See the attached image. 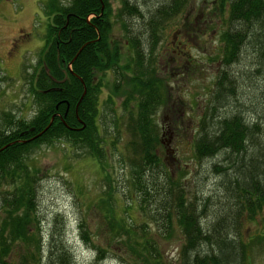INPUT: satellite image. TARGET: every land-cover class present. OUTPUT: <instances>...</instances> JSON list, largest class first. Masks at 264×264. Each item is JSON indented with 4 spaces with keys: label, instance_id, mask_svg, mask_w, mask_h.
Segmentation results:
<instances>
[{
    "label": "trees",
    "instance_id": "obj_1",
    "mask_svg": "<svg viewBox=\"0 0 264 264\" xmlns=\"http://www.w3.org/2000/svg\"><path fill=\"white\" fill-rule=\"evenodd\" d=\"M185 2L162 0L145 13L146 17L129 0H119L114 17L123 29L124 46L129 51V60L121 67L117 66L121 48L110 37L109 0H67V5L46 0L41 7L47 25L28 91L36 108L28 121L8 115L0 124V264H76L63 236L65 227L55 225L58 215L45 239L40 238L39 219L35 217L37 176L24 164L25 155L59 140L104 166L103 142L95 121L102 80L95 77L106 71L114 77L113 93L109 89L112 96L121 91L123 95V83L136 93L134 114L129 113L125 127L130 137L124 149L138 208L159 222L162 232L169 233L172 220L176 222L182 235L178 264H242L244 244L237 237L236 225L240 217L253 219L264 206V131L255 121L244 123L237 112L221 117L217 110L225 106L233 91V79L224 68L235 62L240 49L248 47L253 55L248 72L258 73L264 66L260 61L264 59V0H211L214 15L226 14L218 40L222 48L217 61L223 69L216 73L192 148L197 161L224 152L209 168L220 195L227 200L228 212L212 209L209 214L204 209L208 195L198 200L195 187L189 192L183 182L175 183L162 168L164 164L154 150L157 131L150 119L164 101L163 80L157 76L152 54L159 39L158 28L161 21L178 14ZM131 18L143 26L141 34L146 33V43L141 34L129 28ZM110 96L105 99L109 103ZM127 96L125 93L122 107ZM206 215H210L208 219ZM76 226L82 230L79 235L84 244L88 243L82 220ZM122 240H116L119 248ZM142 243L148 247L152 241L143 237ZM93 247L95 252L88 264H101L103 250ZM154 253L159 256L156 247Z\"/></svg>",
    "mask_w": 264,
    "mask_h": 264
},
{
    "label": "rangeland",
    "instance_id": "obj_2",
    "mask_svg": "<svg viewBox=\"0 0 264 264\" xmlns=\"http://www.w3.org/2000/svg\"><path fill=\"white\" fill-rule=\"evenodd\" d=\"M59 1L67 5V0ZM160 1L129 0V3L146 16ZM45 2L0 0V124L10 115L28 121L36 108L28 92L32 85L29 79L36 68L37 51L47 25L41 8ZM109 2L110 37L121 48L117 65L121 67L128 62L129 51L124 46L123 29L114 17L119 0ZM185 3L178 14L161 21L159 39L152 53L157 76L163 80L164 87L163 104L150 116L158 139L154 150L164 164L162 168L171 174L175 183L180 180L189 192L195 187L198 200L204 195L210 197L204 205L207 214L212 209L228 212L227 200L220 195L217 179L209 168L220 161L224 152L220 151L212 159L197 161L192 148L216 73L223 69L217 61L222 48L218 40L226 14L214 15L211 0H186ZM130 21L129 28L140 36L143 26L134 18ZM141 35L146 43V33ZM249 49H240L235 62L224 68L233 79V91L217 113L228 117L237 112L244 123L255 121L264 131V66L258 73L248 72L253 62ZM260 61L264 63V59ZM95 78L102 80L96 100L99 116L95 121L103 142L104 166L100 167L79 148L59 140L35 147L25 155L24 164L32 172L36 171L37 176L35 217L39 219L40 238L45 239L54 216L58 215L60 219L55 225L65 227L63 236L76 264L90 263L95 252L93 245L103 250L101 254L105 257L101 264H178L182 235L176 222L172 220L169 233L160 231V223L152 221L138 208L128 179L129 167L125 160L128 153L124 146L130 135L125 127L129 113L134 114L136 93L123 83V95L121 91L112 96L109 89L114 77L110 71L96 74ZM125 93L128 100L122 107ZM107 95H111L110 103L105 100ZM261 138L264 142L263 134ZM150 207L148 204L147 208ZM252 217L251 220L240 217V224L236 225L237 237L244 244L242 264H264V206ZM79 220L90 238L86 245L79 235L82 230L76 226ZM143 237L152 241L151 246L143 245ZM120 238L123 245L119 248L116 240ZM155 247L159 256L154 253Z\"/></svg>",
    "mask_w": 264,
    "mask_h": 264
},
{
    "label": "water",
    "instance_id": "obj_3",
    "mask_svg": "<svg viewBox=\"0 0 264 264\" xmlns=\"http://www.w3.org/2000/svg\"><path fill=\"white\" fill-rule=\"evenodd\" d=\"M83 91V90H82ZM82 94H84V91L82 92ZM81 97H82V95H81Z\"/></svg>",
    "mask_w": 264,
    "mask_h": 264
}]
</instances>
